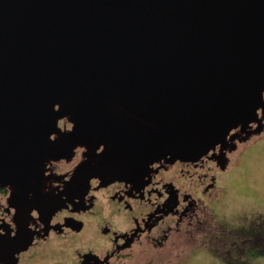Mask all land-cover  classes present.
Segmentation results:
<instances>
[{
	"label": "water",
	"instance_id": "95a60500",
	"mask_svg": "<svg viewBox=\"0 0 264 264\" xmlns=\"http://www.w3.org/2000/svg\"><path fill=\"white\" fill-rule=\"evenodd\" d=\"M263 93L264 0H0V140L18 129L52 159L67 118L88 148L71 182L131 175L108 161L136 147L148 164L196 160Z\"/></svg>",
	"mask_w": 264,
	"mask_h": 264
},
{
	"label": "flooded vegetation",
	"instance_id": "af4514ba",
	"mask_svg": "<svg viewBox=\"0 0 264 264\" xmlns=\"http://www.w3.org/2000/svg\"><path fill=\"white\" fill-rule=\"evenodd\" d=\"M57 127L50 139L65 137L52 159L26 154L35 139H19L18 129L0 140V264H177L180 249L211 244L247 248L241 259L257 251L258 222L233 225L225 214L219 222L218 209L230 193L228 177L264 140V107L196 160L166 155L148 164L137 147L134 161L118 152L108 165L131 175L112 180L84 172L71 182L88 148L67 137V118ZM103 150L96 147L92 166Z\"/></svg>",
	"mask_w": 264,
	"mask_h": 264
},
{
	"label": "rangeland",
	"instance_id": "374dc122",
	"mask_svg": "<svg viewBox=\"0 0 264 264\" xmlns=\"http://www.w3.org/2000/svg\"><path fill=\"white\" fill-rule=\"evenodd\" d=\"M228 180L230 193L220 201L219 222L223 221L222 216L225 215L228 218H233V220H229L233 225L240 222L245 223L247 220L245 218H253L258 222L259 232L260 229L263 230L258 235V241H262L263 246H258V250L262 248L261 250L264 252V140L256 149L244 155L242 160L240 159L237 170L230 174ZM209 246H206V249H202L200 246L180 249L181 254L177 264H230V262L231 264H264V255L241 259L240 256H246L247 248L227 247L223 249L212 244ZM248 246L246 245V247ZM205 250L206 255L201 253ZM224 253L226 257L234 258L235 256V259L223 258L222 254ZM236 255L238 256L236 257Z\"/></svg>",
	"mask_w": 264,
	"mask_h": 264
},
{
	"label": "trees",
	"instance_id": "16d2710c",
	"mask_svg": "<svg viewBox=\"0 0 264 264\" xmlns=\"http://www.w3.org/2000/svg\"><path fill=\"white\" fill-rule=\"evenodd\" d=\"M262 231H263V230H262ZM262 231H261V229H260V232H258L259 235H260V233H261ZM258 244H259V245H258L259 247H260V245L263 246L262 241H259ZM259 247H257V251H256L255 253H253V254H251V250H248V251H247V252H248L247 255H248V256H251L252 258L257 257L258 255H264L263 250H261L262 248H261L260 250H258ZM237 254L239 255V253H237ZM238 255H236V257H237ZM230 264H231V262H230ZM241 264H243V263H241Z\"/></svg>",
	"mask_w": 264,
	"mask_h": 264
}]
</instances>
